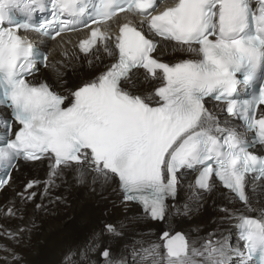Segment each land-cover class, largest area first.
I'll list each match as a JSON object with an SVG mask.
<instances>
[{"label":"snow or ice","instance_id":"obj_1","mask_svg":"<svg viewBox=\"0 0 264 264\" xmlns=\"http://www.w3.org/2000/svg\"><path fill=\"white\" fill-rule=\"evenodd\" d=\"M157 6V0H0V107L7 110L0 113V189L11 186V172L23 160L48 163L45 193L68 177L92 192L116 182L125 213L135 203L154 221L166 220L173 209L175 215L192 211L189 204L181 213L178 202L169 203L177 201L188 171L195 174L189 200L197 205L202 194L214 191L216 179L251 204L249 175L264 182V154H256L257 148L264 153V0H177L160 11ZM120 13L141 19L121 20ZM111 22L115 32L108 29ZM81 25L89 28L81 52L103 51L117 59L65 96L35 81L48 56L21 32L55 39ZM169 49L188 58L162 62ZM59 63L57 79L66 83L65 72L70 66L75 72V65ZM140 68L149 87L154 80L161 86L141 90L133 72ZM210 102L223 107L210 109ZM38 184L27 181L18 194L20 206L9 207L7 215L22 218L28 202L42 210L36 192L29 193ZM138 219L125 215L105 223L82 248L66 254V264H264V212L235 216L236 247L218 231L199 246L181 232H164L162 245L145 247L131 239L124 248L129 258H115L107 241L135 235ZM6 236L16 239L17 233Z\"/></svg>","mask_w":264,"mask_h":264},{"label":"bare ground","instance_id":"obj_2","mask_svg":"<svg viewBox=\"0 0 264 264\" xmlns=\"http://www.w3.org/2000/svg\"><path fill=\"white\" fill-rule=\"evenodd\" d=\"M124 17L120 16L119 19L123 20ZM128 18L138 22L134 17L128 16ZM108 29L115 32L117 25L109 24ZM88 35L89 30L86 29L77 31L76 35H61L53 42L45 40L44 43L49 44L48 66L39 69L35 81L47 82L53 86L54 91L69 96V93L80 84L91 81L104 72L116 57H109L103 51L95 55L81 52L80 41ZM96 55L100 58L97 59ZM183 58L188 57L179 52L173 54L170 49L168 54L160 57L167 63ZM89 61H92L91 65ZM59 62H70L75 65V72L71 66L66 70L63 77L66 83L57 79L58 69L61 66ZM133 72L141 90L153 91L155 87L162 84V81L154 80L150 81L152 87H149V82L145 81L147 74L143 70L134 69ZM206 106L219 110V108L212 107L210 103ZM224 118L225 116L221 114V119ZM48 171L47 162L20 161L18 170H14L11 174V186H6L1 190L0 245H6L7 249H11L15 253V258L7 249H0V264H66L65 257L70 250L82 248L92 234L99 232L105 223H116L123 220L125 215L139 217V219L134 226L135 235L133 232H125L124 241L116 239L107 241L111 244L110 250L117 259L123 257L127 260L129 258L124 251L128 240L143 241L145 247L150 244L162 245L164 232H169L170 235L181 232L190 240H196L199 246L202 238H207L209 233L218 231L233 247H236L239 241L237 232H235L238 223L235 216L244 214L259 217L261 212H264L263 182H255L249 177L247 185L251 200L249 206L239 202L218 183L213 192L202 194V199L197 205L194 200H189L191 193L188 189V184L194 180L195 174L185 172L182 180L183 187L179 191L177 201H169V203L178 202L181 213H183V205L189 204L192 211L186 216L175 215V209H173V214L166 220L154 221L147 218L140 205L137 204H131L130 210L125 213L122 193L116 182L106 186L103 190L97 187L96 191L92 192L89 187L77 185L68 177L66 178L68 182L57 179L55 186L45 193L43 180L45 182L48 180ZM29 180L40 181V184L29 190V193L35 191V204H42L44 208L35 211L34 204L28 202L22 218L19 215H7L6 210L9 207L20 206L18 194L24 192V185ZM225 208L234 213L232 218L226 217L221 211ZM232 227H234V232ZM21 229H25L23 234H20ZM9 230L17 233L16 239L6 236ZM212 238L220 239V236ZM147 264H150V261Z\"/></svg>","mask_w":264,"mask_h":264},{"label":"rangeland","instance_id":"obj_3","mask_svg":"<svg viewBox=\"0 0 264 264\" xmlns=\"http://www.w3.org/2000/svg\"><path fill=\"white\" fill-rule=\"evenodd\" d=\"M46 179V178H45ZM43 180V179H42ZM43 182L45 183V180H43ZM233 232H234V227H232ZM235 232H236V228H235ZM175 233H171V235H174Z\"/></svg>","mask_w":264,"mask_h":264},{"label":"water","instance_id":"obj_4","mask_svg":"<svg viewBox=\"0 0 264 264\" xmlns=\"http://www.w3.org/2000/svg\"><path fill=\"white\" fill-rule=\"evenodd\" d=\"M165 242V241H164Z\"/></svg>","mask_w":264,"mask_h":264}]
</instances>
